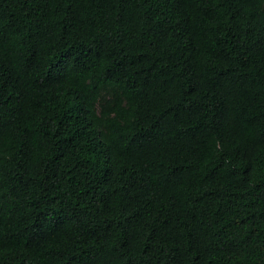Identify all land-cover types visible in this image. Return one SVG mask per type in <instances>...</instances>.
<instances>
[{"label":"trees","instance_id":"trees-1","mask_svg":"<svg viewBox=\"0 0 264 264\" xmlns=\"http://www.w3.org/2000/svg\"><path fill=\"white\" fill-rule=\"evenodd\" d=\"M0 264H264V0H0Z\"/></svg>","mask_w":264,"mask_h":264}]
</instances>
